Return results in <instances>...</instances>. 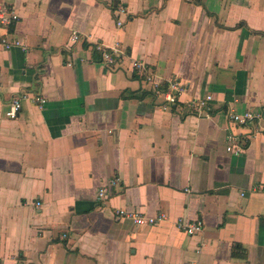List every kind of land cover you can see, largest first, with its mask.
<instances>
[{
  "label": "crops",
  "instance_id": "obj_1",
  "mask_svg": "<svg viewBox=\"0 0 264 264\" xmlns=\"http://www.w3.org/2000/svg\"><path fill=\"white\" fill-rule=\"evenodd\" d=\"M0 1L20 15L0 37L22 41L0 42V264H264V132L225 149L251 130L229 111L264 112V0ZM173 78L209 111L154 92ZM118 208L167 218L136 226Z\"/></svg>",
  "mask_w": 264,
  "mask_h": 264
},
{
  "label": "built area",
  "instance_id": "obj_2",
  "mask_svg": "<svg viewBox=\"0 0 264 264\" xmlns=\"http://www.w3.org/2000/svg\"><path fill=\"white\" fill-rule=\"evenodd\" d=\"M127 9L123 6H118L116 10V22L119 26L124 24L120 15L126 14ZM20 19V15L15 7L5 2L0 1V26L7 27L12 23H16ZM79 39V35L76 32L71 34V42H76ZM0 42L2 46L6 49H10L15 45H22V41L16 38H9L8 34H4L0 37ZM101 45L97 44L96 48L101 49ZM102 59L105 65L108 67H115L119 65L120 58L122 57V50L120 45H114L109 49H102ZM133 68L137 69L141 74L146 75V68L140 61H132ZM150 74L145 77L151 79ZM153 90L157 94H162L165 96L166 101L170 104L180 106L183 103L185 108L191 113L208 112L211 106V101L213 97L211 94H206L203 96H195L189 98L187 101H180L179 97L181 94L186 92V85L178 78H173L169 81V85L165 91L160 89L157 83H153ZM28 97L24 94L21 97H15L10 103V109L7 112L8 116H16L18 110L21 108L22 98ZM30 99L37 103L39 106H43L45 103V98L32 96ZM166 106L164 105V108ZM228 121L237 127H250V132L248 133H238L230 131L225 136V149L227 152L231 153H241L246 145V142L253 138L257 133L264 132V112L255 111L251 109H246L243 111L231 110L228 113ZM119 180L117 177H113L109 180V183L102 186L98 191L99 199L104 200L108 194H110L109 188L116 186ZM258 190H264V185H258L255 187ZM39 205V202H36ZM116 214L119 217H124L131 220L136 226L142 225H155L165 220L167 217L164 213H159L157 215H144L135 210H128L125 208H118ZM177 229L184 231L188 235L198 234L203 230V222L200 219H179L176 222Z\"/></svg>",
  "mask_w": 264,
  "mask_h": 264
}]
</instances>
